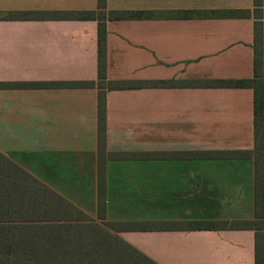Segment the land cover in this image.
<instances>
[{
  "label": "crops",
  "instance_id": "1",
  "mask_svg": "<svg viewBox=\"0 0 264 264\" xmlns=\"http://www.w3.org/2000/svg\"><path fill=\"white\" fill-rule=\"evenodd\" d=\"M107 7L154 12L107 20V79L182 83L108 91L109 154L255 149L252 88L189 85L254 78V0ZM97 9L98 0H0V12ZM98 32L97 20L0 19V152L98 222L255 219L254 159L193 157L108 158L99 217V89L47 85L98 81ZM117 234L158 264H255L253 229Z\"/></svg>",
  "mask_w": 264,
  "mask_h": 264
},
{
  "label": "trees",
  "instance_id": "2",
  "mask_svg": "<svg viewBox=\"0 0 264 264\" xmlns=\"http://www.w3.org/2000/svg\"><path fill=\"white\" fill-rule=\"evenodd\" d=\"M254 73L252 79L193 81L189 85L205 87H249L254 90V150L190 152L108 153L107 93L110 90L143 87L178 86L175 80L107 79V20L142 19L154 12L143 10H108L107 0H98L97 10L0 12V19L97 20L98 81L47 83L53 87H97L99 89V217L107 210L108 158L143 157L148 159L253 158L255 161V207L253 220L238 221H169V222H98L55 190L36 179L0 152V264H158L148 255L117 234L119 231L158 229L217 230L253 229L255 264H264V9L263 0H254ZM246 17L250 10L242 11ZM201 11H180L189 17Z\"/></svg>",
  "mask_w": 264,
  "mask_h": 264
}]
</instances>
